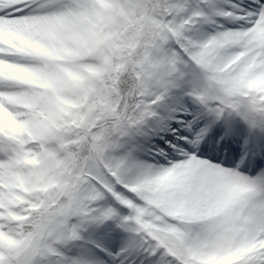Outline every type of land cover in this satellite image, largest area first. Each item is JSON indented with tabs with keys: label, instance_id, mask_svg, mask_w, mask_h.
<instances>
[{
	"label": "snow or ice",
	"instance_id": "obj_1",
	"mask_svg": "<svg viewBox=\"0 0 264 264\" xmlns=\"http://www.w3.org/2000/svg\"><path fill=\"white\" fill-rule=\"evenodd\" d=\"M0 264H264V0H0Z\"/></svg>",
	"mask_w": 264,
	"mask_h": 264
}]
</instances>
